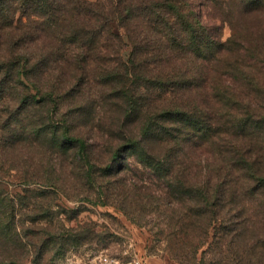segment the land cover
Instances as JSON below:
<instances>
[{
  "label": "trees",
  "instance_id": "1",
  "mask_svg": "<svg viewBox=\"0 0 264 264\" xmlns=\"http://www.w3.org/2000/svg\"><path fill=\"white\" fill-rule=\"evenodd\" d=\"M100 107L121 133L114 160L151 158L197 207L176 237L190 244L226 223L218 261L264 264V0H0V127H81ZM131 116L138 138L124 131ZM65 134L90 155L87 136ZM185 165L208 180L182 181ZM240 180L252 203L237 208L229 187ZM2 206L0 264H12L30 227L16 226L11 200Z\"/></svg>",
  "mask_w": 264,
  "mask_h": 264
},
{
  "label": "rangeland",
  "instance_id": "2",
  "mask_svg": "<svg viewBox=\"0 0 264 264\" xmlns=\"http://www.w3.org/2000/svg\"><path fill=\"white\" fill-rule=\"evenodd\" d=\"M229 34L227 27L224 36ZM130 51L125 45L124 60ZM103 111L100 107L92 118H82L81 127H0V209L6 198L11 200L16 226L30 227L24 260H18L16 248L12 264H90L101 254L151 264H222L216 241L226 223L211 224L190 244L176 237V226L193 217L196 206L172 188L179 181L171 170H153L151 158L131 154L114 160L121 133L115 115ZM33 115L43 119L46 109L38 107ZM57 117L59 112L55 124ZM140 128L138 117L131 116L124 131L138 138ZM71 129L87 136L89 156L82 158L67 141ZM151 147L157 156L159 143ZM185 167L189 170L182 181L196 185L208 180L198 167ZM241 183L229 187L237 191V208L252 203V196L239 189Z\"/></svg>",
  "mask_w": 264,
  "mask_h": 264
},
{
  "label": "built area",
  "instance_id": "3",
  "mask_svg": "<svg viewBox=\"0 0 264 264\" xmlns=\"http://www.w3.org/2000/svg\"><path fill=\"white\" fill-rule=\"evenodd\" d=\"M90 264H151L148 261H142L140 258L132 260H121L116 256L101 254L90 262Z\"/></svg>",
  "mask_w": 264,
  "mask_h": 264
}]
</instances>
